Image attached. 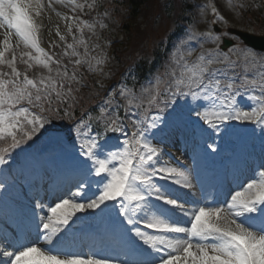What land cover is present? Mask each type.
Masks as SVG:
<instances>
[{"label":"snow or ice","instance_id":"6c2138e0","mask_svg":"<svg viewBox=\"0 0 264 264\" xmlns=\"http://www.w3.org/2000/svg\"><path fill=\"white\" fill-rule=\"evenodd\" d=\"M58 4L84 13L96 0H0V165L44 138L45 147L26 158L40 164L47 156L57 177L47 189L30 183L28 201L11 205L20 223L9 225L13 231L0 228V264H264V70L253 71L264 69V52L222 49V36L235 37L189 24L163 73L138 92L122 85L95 113L77 115L86 86L79 67L99 71L108 56L89 57L83 33H95V23L61 13ZM208 6L213 23L229 24ZM196 7L203 15L207 6ZM50 13L65 23L63 31L54 26L58 41L49 39L46 48ZM197 37L216 47L192 59L194 49L185 46ZM60 42L57 54L52 49ZM34 68L43 71L29 75ZM234 122L252 125L253 133L260 129L259 154L232 141L239 135ZM179 130L191 137L200 159L215 164L220 158L223 178L213 168L205 184L198 168L164 160L161 143ZM41 171L49 175L48 167ZM229 175L233 183L225 191ZM9 191V176L0 171V208H9ZM85 217L107 222L117 255L78 243L74 229Z\"/></svg>","mask_w":264,"mask_h":264},{"label":"bare ground","instance_id":"6f19581e","mask_svg":"<svg viewBox=\"0 0 264 264\" xmlns=\"http://www.w3.org/2000/svg\"><path fill=\"white\" fill-rule=\"evenodd\" d=\"M50 15L52 16V24L51 25H49L48 23H47V20H45V23H46V27H45V29L43 30V32H44V35L43 36H47L48 37V40L49 39H51V38H53V36H54V26L58 23V21H55L53 18H54V16L52 15V13H50ZM59 25H62V23H58ZM49 27H52L53 28V32H52V36L50 37L49 35H48V28ZM40 165V164H39ZM26 170L28 171V169L26 168Z\"/></svg>","mask_w":264,"mask_h":264},{"label":"rangeland","instance_id":"374dc122","mask_svg":"<svg viewBox=\"0 0 264 264\" xmlns=\"http://www.w3.org/2000/svg\"><path fill=\"white\" fill-rule=\"evenodd\" d=\"M43 40L47 41V39H46V38H43Z\"/></svg>","mask_w":264,"mask_h":264}]
</instances>
